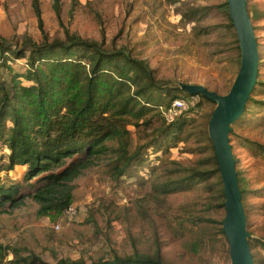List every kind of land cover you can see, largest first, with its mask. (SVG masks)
<instances>
[{
  "label": "rangeland",
  "instance_id": "rangeland-1",
  "mask_svg": "<svg viewBox=\"0 0 264 264\" xmlns=\"http://www.w3.org/2000/svg\"><path fill=\"white\" fill-rule=\"evenodd\" d=\"M226 2L61 0L59 17L53 0H40L41 29L33 0H0V37L7 41L0 52H7L13 70L2 71L6 80L28 69L27 58H16L11 51L26 37L39 43L45 35L50 41L63 39L68 29L146 60L164 86L157 91L163 100L160 111L169 101H184L186 107L177 113L178 125L152 147L144 146L151 140L148 134L155 131L145 126L138 131L129 125L131 151L141 147L140 157L127 174L118 177L113 174L114 151L93 158L60 187L73 196L61 214L41 213V203L28 195L44 183L39 179L45 174L29 181L33 186L23 183L21 192L27 196L0 207V264H23L18 257L30 255L57 264L62 258L91 262L136 254H161L171 264H231L229 242L219 232L226 208L220 206L217 177L199 179L190 189L168 194H157L155 188L164 179L185 175L186 168H215L208 126L217 104L188 94L182 85H203L221 95L230 91L241 50L235 43V27H229ZM247 4L258 43L259 73L251 100L232 125L230 140L236 167L241 169L239 180L245 186L249 240H254L264 239V0H247ZM202 7L207 9H197ZM170 90L174 91L170 94ZM162 126L171 123L154 117L151 128ZM7 154L9 150L2 146L0 165L8 161ZM26 172V166H16L0 172V179L22 183ZM252 251L264 257L261 246Z\"/></svg>",
  "mask_w": 264,
  "mask_h": 264
},
{
  "label": "trees",
  "instance_id": "trees-1",
  "mask_svg": "<svg viewBox=\"0 0 264 264\" xmlns=\"http://www.w3.org/2000/svg\"><path fill=\"white\" fill-rule=\"evenodd\" d=\"M53 1L60 17L61 0ZM225 5L232 29L235 26L229 15L228 2ZM33 7L43 29L40 0H33ZM6 43V39L0 37V48ZM235 43L240 51L237 38ZM11 51L16 58H27L28 69L24 74L14 72L11 80H6L2 71L5 68L13 70L7 63V52L1 50L0 149L5 146L9 154L8 161L0 165V172L14 170L16 166H26L27 172L22 183L0 179V207L7 202L16 204L21 201L27 196L21 192V185L28 181L27 184L33 186L29 181L45 174L39 179L44 183L28 195L41 203V213L61 214L70 207L73 196L70 191H61L60 187L77 176L93 158L114 151L117 161L113 174L118 177L127 174L129 167L140 157L141 147L131 151L132 132L129 125L138 128V131H141V126L155 131L148 134L151 140L145 148L154 146L169 128L178 125L175 120L169 127L151 128L154 117L164 118L159 110L163 100L157 93L164 90V86L156 79L154 70L146 60L133 56L125 49L107 47L66 29L63 39L50 41L45 35V40L39 43L26 37L21 46L17 45ZM20 78H25L30 84H24ZM171 102H167V106ZM182 128L181 123L179 130ZM211 147L214 150L213 145ZM212 160L215 165L213 169L186 168L185 175L158 182L155 186L157 194L187 190L199 179L217 177L220 206L225 208L226 197L215 152ZM240 170L237 168L238 175ZM239 184L243 201L245 186L240 180ZM223 220L219 222V232L228 242ZM249 244L251 251L252 247L261 246L264 249V239H251ZM2 251L3 246L0 245V256ZM253 257L255 264H264V257L260 253H253ZM19 262L50 264L35 255L19 256ZM57 264L171 263L161 254H136L115 255L91 262L84 258H62Z\"/></svg>",
  "mask_w": 264,
  "mask_h": 264
},
{
  "label": "water",
  "instance_id": "water-1",
  "mask_svg": "<svg viewBox=\"0 0 264 264\" xmlns=\"http://www.w3.org/2000/svg\"><path fill=\"white\" fill-rule=\"evenodd\" d=\"M229 15L235 26L241 64L230 91L221 95L203 85H182L190 95L202 94L216 102L208 133L212 141L225 193L226 215L223 230L229 242L231 264H255L249 244L247 215L242 201L239 175L230 140L232 125L242 116L256 86L259 73L258 43L247 0H227Z\"/></svg>",
  "mask_w": 264,
  "mask_h": 264
},
{
  "label": "built area",
  "instance_id": "built-area-1",
  "mask_svg": "<svg viewBox=\"0 0 264 264\" xmlns=\"http://www.w3.org/2000/svg\"><path fill=\"white\" fill-rule=\"evenodd\" d=\"M164 108L165 107L161 108V113H163V116L168 123H172L176 120L178 111L186 109L185 102L180 100H176L174 103H171L170 106H167L166 109ZM71 209L72 208H70V210Z\"/></svg>",
  "mask_w": 264,
  "mask_h": 264
}]
</instances>
